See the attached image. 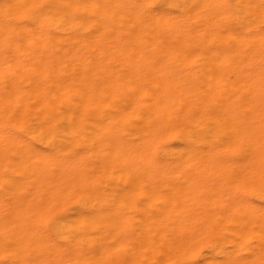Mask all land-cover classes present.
Segmentation results:
<instances>
[{
    "label": "bare ground",
    "instance_id": "bare-ground-1",
    "mask_svg": "<svg viewBox=\"0 0 264 264\" xmlns=\"http://www.w3.org/2000/svg\"><path fill=\"white\" fill-rule=\"evenodd\" d=\"M0 264H264V0H0Z\"/></svg>",
    "mask_w": 264,
    "mask_h": 264
}]
</instances>
